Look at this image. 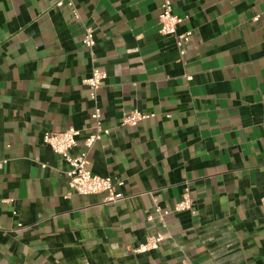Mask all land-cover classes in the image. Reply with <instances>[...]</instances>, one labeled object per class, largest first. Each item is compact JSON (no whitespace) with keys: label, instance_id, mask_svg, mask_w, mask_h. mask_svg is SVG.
<instances>
[{"label":"crops","instance_id":"1","mask_svg":"<svg viewBox=\"0 0 264 264\" xmlns=\"http://www.w3.org/2000/svg\"><path fill=\"white\" fill-rule=\"evenodd\" d=\"M57 1L0 0V261L264 264V0H172L193 33L183 56L162 0H76L77 19ZM95 109L110 135L87 165L117 182L115 203L74 193L43 143L77 129L78 156ZM131 111L152 117L123 127Z\"/></svg>","mask_w":264,"mask_h":264},{"label":"built area","instance_id":"2","mask_svg":"<svg viewBox=\"0 0 264 264\" xmlns=\"http://www.w3.org/2000/svg\"><path fill=\"white\" fill-rule=\"evenodd\" d=\"M57 8H69L73 16L79 18L76 0H58L55 5ZM160 33L163 36L174 37L180 49V54L185 55V46L192 38V31L179 34V27L185 22V19L174 13L172 0H162L159 11ZM84 47L93 56L95 47L94 30L88 28L85 31L82 41ZM107 78L106 73L98 68H94L92 75L84 81V84L92 91H99L103 82ZM102 111L95 109L91 115L94 121L93 131L87 135L84 141V150L76 157L71 155V151L78 146V138L81 132L77 129L70 128L61 133H45L43 143L47 145L55 154L61 156L67 163L69 169L66 176L69 179L70 189L81 196L105 195L106 203H115L118 199L116 195L117 182L112 178H102L94 175L88 168L87 162L90 151L94 145L101 141L103 137L110 135V131L102 127ZM152 117V115L142 114L138 111L124 113L121 125L123 127H134ZM6 161L0 160V169L3 168ZM45 168V166H43ZM192 208V201L185 196L182 202L175 207V212H182ZM164 241V236L154 235L147 238L135 253H148L156 251ZM0 264H3L0 261Z\"/></svg>","mask_w":264,"mask_h":264}]
</instances>
